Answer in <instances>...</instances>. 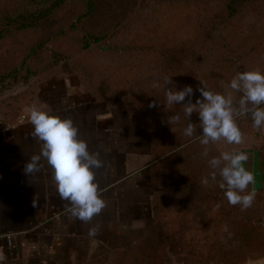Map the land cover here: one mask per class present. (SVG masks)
Masks as SVG:
<instances>
[{
  "label": "rangeland",
  "instance_id": "1",
  "mask_svg": "<svg viewBox=\"0 0 264 264\" xmlns=\"http://www.w3.org/2000/svg\"><path fill=\"white\" fill-rule=\"evenodd\" d=\"M253 69L264 72V0H0L3 108L19 109L50 75L71 77L124 111L155 150L147 215L91 264L264 262V128L250 114L238 117L243 143L204 146L198 113L190 117L196 133L185 136L184 105L168 104L165 88L170 77L173 91L190 85L196 103L200 87L223 92L221 82ZM233 150L248 154L255 176L246 210L229 204L219 175L210 176L208 161Z\"/></svg>",
  "mask_w": 264,
  "mask_h": 264
},
{
  "label": "crops",
  "instance_id": "2",
  "mask_svg": "<svg viewBox=\"0 0 264 264\" xmlns=\"http://www.w3.org/2000/svg\"><path fill=\"white\" fill-rule=\"evenodd\" d=\"M31 105L72 119L89 151L99 152L104 166L96 170V182L107 206L91 222L71 217V205L59 198L54 171L43 157L39 171H24L42 145L24 112ZM2 109L11 125L0 133V253L5 264H91L98 250L142 223L148 211L147 176L156 158L124 111L94 99L62 75L48 76L19 109ZM20 115L26 118L22 122ZM93 226L99 231L91 236Z\"/></svg>",
  "mask_w": 264,
  "mask_h": 264
},
{
  "label": "clouds",
  "instance_id": "3",
  "mask_svg": "<svg viewBox=\"0 0 264 264\" xmlns=\"http://www.w3.org/2000/svg\"><path fill=\"white\" fill-rule=\"evenodd\" d=\"M171 83V77L166 79L167 103L184 105V114L189 121L183 130L187 137H193L197 131V124L191 122L190 117L193 112L198 113L202 134L197 139L204 146L221 139L228 144L243 143L244 134L237 123L238 117L250 114L253 127L257 130L264 128V107H261L264 105V72L259 69L240 72L227 85L221 82L223 92L200 87L203 99H197L196 103L191 102L193 88L190 85L173 91L166 87ZM235 93H242L238 100ZM24 112L33 125V137L42 141L40 153L31 156L24 171L27 174L39 171L43 157L54 171L59 198L71 205V217L91 222L107 206L96 182V170L104 166L99 152L89 151L87 141L80 138L79 129L72 119L50 114L35 105L26 107ZM20 119L25 117L22 115ZM179 119L178 115L172 117L174 122ZM208 152L205 147L202 155L207 156ZM248 159L246 152L233 150L223 151L208 161L213 169L211 179L215 181L218 174L221 178L219 187L225 190L227 201L233 206L240 205L242 210L251 207L256 197L254 188L246 191L250 184L255 183L253 172L245 167ZM201 183L207 186L209 179L205 177ZM98 231V227L93 226L89 235H97ZM6 259L0 253V264H5Z\"/></svg>",
  "mask_w": 264,
  "mask_h": 264
},
{
  "label": "built area",
  "instance_id": "4",
  "mask_svg": "<svg viewBox=\"0 0 264 264\" xmlns=\"http://www.w3.org/2000/svg\"><path fill=\"white\" fill-rule=\"evenodd\" d=\"M21 116L22 115L19 116L18 122H22L23 121V120L20 119ZM9 128H11V125L8 123V120L6 118V115H5V113H4L3 109H2V105H1V102H0V133L5 131V130H8Z\"/></svg>",
  "mask_w": 264,
  "mask_h": 264
},
{
  "label": "trees",
  "instance_id": "5",
  "mask_svg": "<svg viewBox=\"0 0 264 264\" xmlns=\"http://www.w3.org/2000/svg\"><path fill=\"white\" fill-rule=\"evenodd\" d=\"M94 5L92 4V2L90 3V6H89V8H91V10H92V7H93ZM97 39V38H96ZM154 152H155V150H153Z\"/></svg>",
  "mask_w": 264,
  "mask_h": 264
},
{
  "label": "water",
  "instance_id": "6",
  "mask_svg": "<svg viewBox=\"0 0 264 264\" xmlns=\"http://www.w3.org/2000/svg\"><path fill=\"white\" fill-rule=\"evenodd\" d=\"M262 264H264V262Z\"/></svg>",
  "mask_w": 264,
  "mask_h": 264
}]
</instances>
